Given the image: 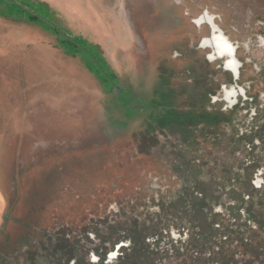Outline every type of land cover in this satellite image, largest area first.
<instances>
[{
    "label": "water",
    "instance_id": "obj_1",
    "mask_svg": "<svg viewBox=\"0 0 264 264\" xmlns=\"http://www.w3.org/2000/svg\"><path fill=\"white\" fill-rule=\"evenodd\" d=\"M108 1L149 53L141 109L115 143L31 142L21 222L0 238L3 263L57 264L50 236L66 235L92 262L91 247L108 236L112 263L128 232L146 227L152 246L170 248L157 261L183 264L173 244L184 252L191 237L175 206L186 186L216 181L212 209L235 227L228 189L264 185V0ZM224 63L238 73L233 104Z\"/></svg>",
    "mask_w": 264,
    "mask_h": 264
},
{
    "label": "rangeland",
    "instance_id": "obj_2",
    "mask_svg": "<svg viewBox=\"0 0 264 264\" xmlns=\"http://www.w3.org/2000/svg\"><path fill=\"white\" fill-rule=\"evenodd\" d=\"M37 1L66 37L99 47L117 84L107 90L42 25L0 14V238L21 222L31 142L115 143L142 103L149 53L108 0Z\"/></svg>",
    "mask_w": 264,
    "mask_h": 264
},
{
    "label": "trees",
    "instance_id": "obj_3",
    "mask_svg": "<svg viewBox=\"0 0 264 264\" xmlns=\"http://www.w3.org/2000/svg\"><path fill=\"white\" fill-rule=\"evenodd\" d=\"M0 3L1 15L11 16L13 20L42 25L57 36L60 45L68 54L79 55L87 69L107 90H114L117 78L109 70L99 47L80 37H66V31L56 26L53 11L47 3L37 0H0ZM122 97L123 94L116 96L125 106H129ZM195 114L198 113L191 111L186 113L187 117L192 119L205 117V121L215 123L220 121L217 112L205 116L198 114L199 117H194ZM164 116L166 119L168 114ZM165 122L161 123L165 124ZM215 182L214 180L208 182L196 180L192 187L184 188L187 191L185 196L179 195L175 206H180L187 218L190 229L188 227L186 229L187 232L191 231L189 233L191 244L183 240L184 252L180 251L179 246L175 247L173 244L174 250L177 251L176 255L183 257V264H264V185L254 187L249 180L236 181L228 189V192L235 195V204H227L229 208L235 210L233 223L235 227H231L223 220L221 213H216L212 209V201L219 200V196L213 191V188L219 190L214 187ZM154 231L155 229L150 232L146 227L129 231L127 236L131 244L112 263L105 262L106 250L109 247L105 244V240L109 238L108 236L91 247L98 256L95 262L86 258L89 249L77 239L71 240L67 235L57 236L56 239L50 236V242L54 243L53 254L57 264H67L71 259L74 260V264H162L157 260L161 259V254H167L170 248L152 246L149 238L156 236ZM226 231L230 233H224ZM110 244L112 248L116 243ZM0 264L11 263L9 261L3 263L0 260Z\"/></svg>",
    "mask_w": 264,
    "mask_h": 264
},
{
    "label": "flooded vegetation",
    "instance_id": "obj_4",
    "mask_svg": "<svg viewBox=\"0 0 264 264\" xmlns=\"http://www.w3.org/2000/svg\"><path fill=\"white\" fill-rule=\"evenodd\" d=\"M209 45H210L211 49L213 50V52L215 53V56L216 57H220L221 58V56H224L225 55V53H223L222 55H218L215 52L214 45L212 43H210ZM223 69L229 71L232 74V79L234 81V84L231 85L232 87L229 89V91H227V93H225V99H227V97H232L234 100L233 101H230V104H233L234 101H237V99H239V96H238V92L239 91H238V87L236 85V79H237L238 73L235 74V72L233 70L226 69V63H224Z\"/></svg>",
    "mask_w": 264,
    "mask_h": 264
},
{
    "label": "crops",
    "instance_id": "obj_5",
    "mask_svg": "<svg viewBox=\"0 0 264 264\" xmlns=\"http://www.w3.org/2000/svg\"><path fill=\"white\" fill-rule=\"evenodd\" d=\"M5 209V199L3 196V193L1 191V186H0V221H1V215Z\"/></svg>",
    "mask_w": 264,
    "mask_h": 264
}]
</instances>
